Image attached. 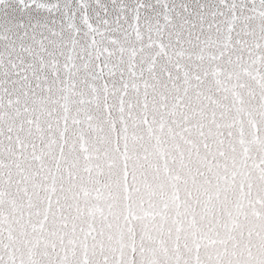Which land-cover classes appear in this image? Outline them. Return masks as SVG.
Returning a JSON list of instances; mask_svg holds the SVG:
<instances>
[{
	"label": "snow or ice",
	"instance_id": "obj_1",
	"mask_svg": "<svg viewBox=\"0 0 264 264\" xmlns=\"http://www.w3.org/2000/svg\"><path fill=\"white\" fill-rule=\"evenodd\" d=\"M0 264H264V0H0Z\"/></svg>",
	"mask_w": 264,
	"mask_h": 264
}]
</instances>
